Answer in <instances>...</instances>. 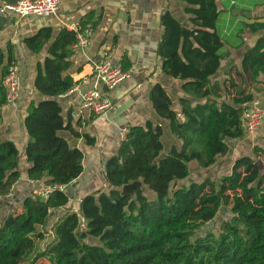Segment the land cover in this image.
Returning a JSON list of instances; mask_svg holds the SVG:
<instances>
[{"label":"trees","instance_id":"16d2710c","mask_svg":"<svg viewBox=\"0 0 264 264\" xmlns=\"http://www.w3.org/2000/svg\"><path fill=\"white\" fill-rule=\"evenodd\" d=\"M176 1L186 4L183 18L170 10L161 14L156 55L162 61V74L180 81L189 98H179V111L158 83L150 99L156 115L168 122L172 135L182 142L181 148L172 147L163 155L164 125L150 121L130 126L117 153L105 164L106 187L82 198L77 211L71 208L73 194L68 190L56 189L43 200L33 189L22 199L20 212L10 213L0 225V264H37L42 259L49 264H264V174L256 158H264V148L256 147L255 157L236 159L231 173L218 182L206 179L187 184L191 164L214 168L230 154L229 140L247 137L243 113L263 90L264 18L236 15L238 8L226 6L227 0ZM16 2L0 0V7ZM225 17L230 37L224 33ZM101 18L91 12L81 18L77 31L62 28L55 33L48 26L24 40L34 55L48 46L33 82L40 99L30 102L24 119L30 138L25 149L27 177L35 186L39 181L68 186L84 172L83 151L62 132L84 138L89 145L95 142L76 130L73 111L65 116L61 99L77 83L73 74L81 71L75 67L72 50L77 35L95 30ZM238 18L242 21L235 24ZM6 23L0 19V31ZM184 27L190 37L183 36ZM228 47L244 50L242 70L250 77L247 91L243 84H233L237 94L231 101L223 100L226 90L220 93V82L215 80L231 55ZM13 56L8 45L4 63L0 50V109L6 106L3 79L17 63ZM120 64L126 72L132 67L126 57ZM20 160L14 142H0V222L1 201L22 176ZM135 182L142 186L123 195V187ZM144 188L154 194L153 199ZM222 208L227 218L218 233H203ZM53 218L57 219L50 227ZM48 236L50 241L40 248ZM91 237L100 243L87 242Z\"/></svg>","mask_w":264,"mask_h":264},{"label":"crops","instance_id":"0c3cea01","mask_svg":"<svg viewBox=\"0 0 264 264\" xmlns=\"http://www.w3.org/2000/svg\"><path fill=\"white\" fill-rule=\"evenodd\" d=\"M226 6L238 8L235 10L240 13H234L236 15L252 14V19L264 18V10L261 11L260 8L244 9L240 8L238 3L232 6V0H228ZM185 7V3L176 0H61L60 11L56 16L39 18L9 14L0 17V19L7 20L4 29L0 31V50L4 54V63L8 60V45H10L13 48V57L21 67L23 77V90L19 101L15 105H6L0 109V142L7 140L14 142L21 153L22 176L14 184L10 195L1 201L3 209L8 211L7 214L14 212L11 204L16 205V209L21 208L22 199L33 189H36L35 184L27 177L29 164L26 160L25 149L30 138L24 127V119L30 102L40 99L33 87V82L37 63L45 60L48 46L39 55H34L26 47L24 40L36 34L43 27L51 26L56 33L71 25L78 26L81 18L91 12H95L96 19L102 16L97 28L91 30L92 33H89V30L82 33L88 37L90 46L85 52L76 53L74 57L75 67H80L81 71L73 74L77 83L72 91L61 99L65 116L70 110L73 112L80 110L83 95L93 87L96 64L105 60L120 64L124 57L132 63L129 71L130 78L108 94L113 100V108L108 114L97 116L85 111L82 119L78 121L80 126H78L77 120L73 121L78 132L88 135L95 142L93 145L86 144L84 138L76 139L70 133L62 132L71 145L81 149L84 153V172L78 180L72 183L75 193L71 198L74 200L71 203V208L77 211L82 198L106 187L105 164L117 153L130 126H144L150 121L154 124L164 125L163 139L166 136L170 146L165 155L172 147L181 148L182 142L169 136L168 122L160 120L156 115L150 95L155 84H162L179 111H181L178 103L179 98H189L181 90L182 83L180 81L170 79L162 74V61L156 55L157 45L162 36L161 14L170 10L176 17L183 18L182 10ZM225 19V28L228 29L229 19L226 17ZM241 21L242 18H238L234 23L239 24ZM230 36L227 35V37ZM233 44L238 45L236 41H233ZM228 49L231 51V55L223 62L222 71L215 79L217 81L221 79L220 93L222 89L225 90L228 78L234 79V83L237 85L243 84L246 88L244 91H247L250 77L249 73H244L242 70L244 50L232 47H228ZM235 65L234 71H230ZM261 82L263 90L256 97L260 100V106L264 110V77ZM222 94L223 100H225L226 97L224 93ZM263 126L264 122L257 130L258 132L256 131L258 134ZM247 145L248 140L237 141L232 148V154L235 153L237 159L244 156L253 157L252 153L254 154L256 147H253L251 151ZM53 219L52 224L57 218Z\"/></svg>","mask_w":264,"mask_h":264},{"label":"built area","instance_id":"2783aa9c","mask_svg":"<svg viewBox=\"0 0 264 264\" xmlns=\"http://www.w3.org/2000/svg\"><path fill=\"white\" fill-rule=\"evenodd\" d=\"M236 4L235 0H232V6ZM60 7L61 0H17L14 4H4L1 6L0 17L9 14L19 17H51L58 14ZM68 29L77 31L78 26L71 25ZM89 33H92V31L90 30ZM89 46L90 41L88 37L82 33H78L77 42L72 46V50L74 53H82ZM129 78L130 72L124 71L121 64H115L111 60H105L96 64L94 68L93 87L83 95L81 108L78 112H73L72 120L80 121L85 111H89L97 116L108 114L113 108V100L108 94ZM3 86L6 91V105H15L19 101L23 90L22 71L18 63H14L9 67L8 73L3 79ZM263 122L264 110L260 106V100L256 98L243 113V123L247 134H254ZM56 189L66 192L68 186L56 187L39 181L36 183L34 194L43 200H48Z\"/></svg>","mask_w":264,"mask_h":264},{"label":"rangeland","instance_id":"374dc122","mask_svg":"<svg viewBox=\"0 0 264 264\" xmlns=\"http://www.w3.org/2000/svg\"><path fill=\"white\" fill-rule=\"evenodd\" d=\"M235 1L239 4L240 8H244V9L246 8L247 9V8L255 7V8H260L261 11L264 10V0H235ZM225 3H228V0ZM228 30H229V27H228V29L224 27V33L225 34L228 33L227 35H231V31H230L231 29L229 30V32H228ZM245 39H247L248 43L250 42L248 35L245 36ZM235 67H236V65L233 66L230 71H232V70L234 71ZM221 77H222V74H221L220 78ZM220 80H219V82H220ZM234 81H235L234 79L233 80L232 79L230 80L229 78L227 79L228 84L225 86L226 93H224V96L226 97L225 100H227V101H231L234 98V96L237 94V89H235V87H233V84H235ZM235 85L237 86V84H235ZM221 92H223V89ZM257 132H255L254 134H247V137L244 139V140H248L247 146L250 148L251 151H252L253 147L254 148L255 147L264 148V126L262 127L261 132L259 134ZM168 134H169V136H172V138H176L172 135L171 132H169ZM244 140H241V141H244ZM236 143H237V141H234V140L228 141V144L231 146V151H232L234 144H236ZM240 143H244V142H240ZM163 145H164L163 155H165V153L168 151V149L170 147L168 144V138H166V136L163 139ZM245 153H248V152H245ZM252 155L255 157V155L253 153H252ZM232 156H234V157H232ZM256 158H258V160H261L264 164L263 156L256 157ZM236 159H237L236 154L235 153L232 154V152H231L230 155L221 158L219 160V163L217 164V166H215L214 168H211L209 170L204 169L200 164H197V163L191 164L190 165L191 175L188 178L187 184L192 183V182L201 183V182H204L206 179H210L211 181L218 182V180L222 176H225V175H228L231 173L233 164L236 161ZM21 172H22V170H21ZM209 190H210V188H209V186H207L206 192H208ZM144 192H145V195L149 199H153L154 194L151 191H149L147 188H144ZM73 201H74L73 199L70 200L71 203H73ZM11 206L13 207V211H16V210L20 211V207H18L16 209V205L11 204ZM7 213H8V211L6 209L2 210V219H1L0 225L3 224L6 217L10 214V213L9 214H7ZM226 218H227L226 208H222L219 211L215 220L205 227V229L203 230V233H207V232L218 233V229H219L221 223ZM54 219H56V218H54ZM51 224H52V220L50 221V227H51ZM48 241H50L49 236L47 237V239L45 241H43L40 244V248H44L45 244L48 243ZM87 242H93L96 244L100 243L99 240H96L95 238H92V237ZM37 264H49V263L47 260L42 259Z\"/></svg>","mask_w":264,"mask_h":264},{"label":"water","instance_id":"95a60500","mask_svg":"<svg viewBox=\"0 0 264 264\" xmlns=\"http://www.w3.org/2000/svg\"><path fill=\"white\" fill-rule=\"evenodd\" d=\"M237 11L238 10H235L234 13H240V12H237ZM245 16L249 20H251L252 17H253L252 14H246ZM182 33H183V36H185V37H190L191 36L190 30L188 28H186V27H184L182 29ZM255 39L258 40L259 37L257 36ZM257 165L259 167V170H260L261 175H263L264 174V164H263V162L261 160H258L257 161ZM141 186H142V183L141 182H135V183H132V184H128V185H126V186L123 187L122 193H123V195L133 194L135 188L136 187H141ZM68 192L70 194H74L75 193V189H74V187H73L72 184L68 185Z\"/></svg>","mask_w":264,"mask_h":264}]
</instances>
